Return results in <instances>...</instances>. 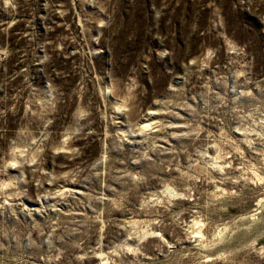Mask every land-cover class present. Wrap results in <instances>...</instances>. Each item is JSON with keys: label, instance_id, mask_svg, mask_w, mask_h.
Here are the masks:
<instances>
[{"label": "rangeland", "instance_id": "obj_1", "mask_svg": "<svg viewBox=\"0 0 264 264\" xmlns=\"http://www.w3.org/2000/svg\"><path fill=\"white\" fill-rule=\"evenodd\" d=\"M0 264H264V0H0Z\"/></svg>", "mask_w": 264, "mask_h": 264}]
</instances>
